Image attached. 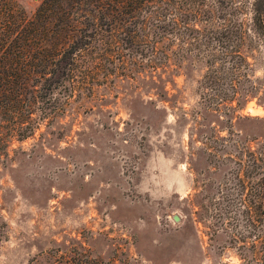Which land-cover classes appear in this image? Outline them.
I'll list each match as a JSON object with an SVG mask.
<instances>
[{
  "label": "rangeland",
  "instance_id": "rangeland-1",
  "mask_svg": "<svg viewBox=\"0 0 264 264\" xmlns=\"http://www.w3.org/2000/svg\"><path fill=\"white\" fill-rule=\"evenodd\" d=\"M18 1L28 14L42 2ZM128 75L70 99L60 88L65 112L0 168V264H264L239 205L240 181H259L247 176L264 151L259 96L221 100L229 67L192 58ZM252 78L264 84V69Z\"/></svg>",
  "mask_w": 264,
  "mask_h": 264
},
{
  "label": "trees",
  "instance_id": "trees-1",
  "mask_svg": "<svg viewBox=\"0 0 264 264\" xmlns=\"http://www.w3.org/2000/svg\"><path fill=\"white\" fill-rule=\"evenodd\" d=\"M188 58L216 75L229 67L233 93L221 100L259 96L264 104V84L252 78L264 69V0H42L33 14L18 0H0V168L65 112L60 88L70 99L113 75L176 71ZM257 153L247 176L259 181H240L249 195L239 205L264 258V230L254 234L264 222V151ZM7 228L0 214V243Z\"/></svg>",
  "mask_w": 264,
  "mask_h": 264
}]
</instances>
